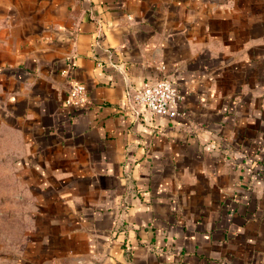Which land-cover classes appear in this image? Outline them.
I'll return each instance as SVG.
<instances>
[{
	"label": "crops",
	"instance_id": "1",
	"mask_svg": "<svg viewBox=\"0 0 264 264\" xmlns=\"http://www.w3.org/2000/svg\"><path fill=\"white\" fill-rule=\"evenodd\" d=\"M0 264H264V0H0Z\"/></svg>",
	"mask_w": 264,
	"mask_h": 264
},
{
	"label": "built area",
	"instance_id": "2",
	"mask_svg": "<svg viewBox=\"0 0 264 264\" xmlns=\"http://www.w3.org/2000/svg\"><path fill=\"white\" fill-rule=\"evenodd\" d=\"M134 106L147 117L160 115L170 118L178 115V105L182 95L169 78H161L155 82H146L132 94ZM87 102L86 87L78 81L69 84L67 105L82 106Z\"/></svg>",
	"mask_w": 264,
	"mask_h": 264
},
{
	"label": "rangeland",
	"instance_id": "3",
	"mask_svg": "<svg viewBox=\"0 0 264 264\" xmlns=\"http://www.w3.org/2000/svg\"><path fill=\"white\" fill-rule=\"evenodd\" d=\"M26 202V201H25ZM25 214L22 212L19 215H11V213L4 212L3 213V219H4V225H3V235L4 237H7L6 239L9 240L10 238L15 237L16 235H19L22 233L23 230H25L24 225H26V219H25ZM16 219L18 220L19 225L17 224L16 221H12L11 219Z\"/></svg>",
	"mask_w": 264,
	"mask_h": 264
}]
</instances>
